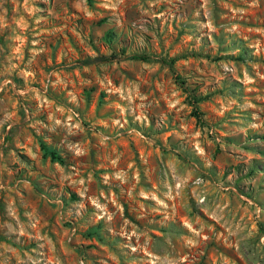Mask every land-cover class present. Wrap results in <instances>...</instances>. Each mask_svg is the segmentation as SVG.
<instances>
[{
    "label": "rangeland",
    "instance_id": "obj_1",
    "mask_svg": "<svg viewBox=\"0 0 264 264\" xmlns=\"http://www.w3.org/2000/svg\"><path fill=\"white\" fill-rule=\"evenodd\" d=\"M0 264H264V0H0Z\"/></svg>",
    "mask_w": 264,
    "mask_h": 264
},
{
    "label": "trees",
    "instance_id": "obj_2",
    "mask_svg": "<svg viewBox=\"0 0 264 264\" xmlns=\"http://www.w3.org/2000/svg\"><path fill=\"white\" fill-rule=\"evenodd\" d=\"M91 1V0H89ZM119 59L118 56L116 55H112V56H102L96 59V61H100V62H108V61H113ZM129 59L132 60H137V61H143V62H148L151 60H156L161 62L164 65H167L169 67H172L174 64V60L168 61L167 59H162L159 57H155V56H147V55H132L129 57ZM86 63H91L90 61H87ZM200 102V99L196 98V97H192V103L194 106V114L197 117L198 121L203 122L202 120V113L199 111L198 108V104ZM51 155L53 156L54 159H56L57 155L55 153H51Z\"/></svg>",
    "mask_w": 264,
    "mask_h": 264
}]
</instances>
